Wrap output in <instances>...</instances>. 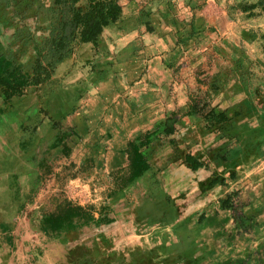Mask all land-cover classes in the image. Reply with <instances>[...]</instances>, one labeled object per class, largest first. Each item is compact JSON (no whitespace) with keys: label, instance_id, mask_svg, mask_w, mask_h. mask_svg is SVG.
Here are the masks:
<instances>
[{"label":"crops","instance_id":"1","mask_svg":"<svg viewBox=\"0 0 264 264\" xmlns=\"http://www.w3.org/2000/svg\"><path fill=\"white\" fill-rule=\"evenodd\" d=\"M200 1L190 5L203 6ZM225 3L218 10H211L210 0L206 9H183L179 15L188 25L157 21L163 10L148 6L150 31L127 21L105 30L96 50L85 46L91 53L83 70L90 74L88 82L82 83V61L74 60L72 83L58 82L60 64L50 83L30 87L6 104L0 92V264H50L52 250L58 253L53 264H126L134 255L167 264L176 255L172 229L183 222L193 226L194 215L202 212L206 219L198 242L210 253L206 264H264V13L249 18ZM5 10L0 47L11 55L20 40L14 39L13 12L7 20ZM30 59L31 45L19 60L25 71ZM185 60L175 78L187 75L197 85L191 82L186 92L174 71L166 70ZM238 64H251L244 84ZM246 96H252L254 117L245 116ZM195 100L210 104L205 113L215 106L227 115L241 112L229 126L232 133H206L205 120L189 114ZM171 114L178 119L170 137L177 150L163 137L152 142V150L142 153L150 155L154 168L118 190L117 180L128 168L125 163L111 170L113 157L126 160L129 143L143 142ZM187 154L204 166L192 170L184 163ZM217 176L223 185H211ZM72 184L87 202L65 195ZM230 194L237 213L222 203ZM57 198L92 211L96 220L109 213L113 222L50 240L37 219L54 211ZM194 199L203 204L190 212L199 206L190 205ZM119 203L123 213L137 214L131 234L114 233L121 222ZM127 218L121 222L126 230Z\"/></svg>","mask_w":264,"mask_h":264},{"label":"trees","instance_id":"2","mask_svg":"<svg viewBox=\"0 0 264 264\" xmlns=\"http://www.w3.org/2000/svg\"><path fill=\"white\" fill-rule=\"evenodd\" d=\"M47 1V8L43 12L42 17H40L48 25L45 40H43L44 38L41 39L43 40L41 42L43 44L36 37L37 31H40L42 28L34 29L28 22L32 19L37 20V16L39 15L36 12L37 8L43 5L44 0H7L5 3L6 8L12 10V18L17 22V24H14L16 31L14 39L15 41L17 39L20 40L19 47L15 51H12L11 55H8L3 47H0V92L4 97L5 104L11 101V99L20 96L30 87L50 83L55 75L56 66L65 64L67 61H72L71 63H73L74 60H77L76 56H78L79 49H85V46H91L93 50H96L99 39L108 28L126 23L134 18L147 31H150L152 28V12L147 11L151 0H148L144 6H136L130 13H126L121 5V2L124 0ZM187 1L185 0V6L190 7L189 10L198 11L200 9L197 6L192 7L190 0ZM165 5L169 6L168 9L171 7L169 2ZM230 5L229 9L231 12H241L249 18H255L264 13V0H232ZM29 45L32 46V59L30 60L34 61L30 70L25 71L24 66L19 60L22 55L26 54ZM87 61H89L88 58L82 61L81 74H83L84 68L87 67ZM250 66L251 64L247 65V67L243 64H238L237 66L239 81L242 84L246 82L245 79L249 75ZM58 82L61 85L64 84L61 80H58ZM82 83L84 84L85 82L82 81ZM211 87V90H216L217 85L214 84ZM251 99L252 96H246L243 103L246 117H254L253 107H250ZM209 105L202 100H195L192 102V108L189 114H199L205 120L206 133L214 132L222 133L223 135L225 133H232V127L229 126L234 123L236 125V119L242 113L237 112L233 116L227 115L225 111L218 110L216 106L205 113ZM177 120L175 115L171 114L165 117L160 123V127L149 136H146L143 142H137V140L130 142L128 151L126 152V160H123L122 156L113 157L110 163L111 170L122 169L125 163L128 168L126 176L117 180L118 190L128 188L154 168V162L152 163L153 160L149 157L150 155L148 153L147 155L142 153L144 148L148 151L152 150V142H158L163 137V141H166L171 149L176 148L175 140L170 137L175 131L174 125L177 123ZM159 133L160 135H158ZM174 153L176 154V151ZM184 163L194 171L204 166L203 163L198 162L197 157H191L188 154L185 157ZM158 170L160 171L161 169ZM230 179L233 180V176ZM224 182L221 177L217 176L213 178L211 185H223ZM233 195L230 194L222 203L226 208L237 213L239 208H236ZM56 202V207L53 212L46 213L41 217L39 216L37 219L41 233L50 240L90 225L98 227L100 224L108 225L113 222L109 213L103 212L101 217L96 220L92 211L86 210L66 198H57ZM169 203L170 209L173 208L171 201ZM194 219L193 226L190 224L186 225V222H183L172 229L177 240V248L176 250L174 249L176 255L168 258L167 262H169L167 264H206L209 259L208 256L210 253L205 248H201L198 242L199 232L201 231V225L206 219V213L195 214ZM128 258L130 261L126 264L155 263L152 260L144 261L142 258L136 257V255ZM220 264L244 263H235L231 260H226Z\"/></svg>","mask_w":264,"mask_h":264},{"label":"rangeland","instance_id":"3","mask_svg":"<svg viewBox=\"0 0 264 264\" xmlns=\"http://www.w3.org/2000/svg\"><path fill=\"white\" fill-rule=\"evenodd\" d=\"M6 1L7 0H0V11L2 12V10H5V8H6V6H5V3H6ZM147 1L148 0H132V1H129V0H124L123 1V4L125 5L124 7L125 8H130V9H134L136 6H144L146 3H147ZM189 1V0H188ZM187 1V2H188ZM204 1V0H203ZM47 0H44V2H43V5L41 6V7H38L37 8V14L39 13V15L37 16V20H35V19H32V20H30L28 23L31 25V27L32 28H34V29H37V28H42L40 31H37V33H36V37L38 38V41L41 43L43 40H45V36L47 35L46 34V32H47V22L46 21H44L43 19H41L40 17H42V14H43V12L45 11V9L47 8ZM167 2H169V4H170V8L168 9V7L169 6H166L165 4L167 3ZM200 2H202V0L200 1ZM232 3V0H226V5H225V7L226 8H228V6H229V4H231ZM210 4H211V6H212V8H211V10H218L219 8H221V5L223 4V0H214V1H212V0H210ZM186 2H185V0H165V1H162V0H151V3H150V6H151V8L152 9H154L155 7L157 8V10L158 11H160L161 9L163 10L162 11V14H163V17H159V18H157V21L158 20H160V18L161 19H168L167 20V22H168V25L169 24H183V25H188L189 23L186 21V20H183L184 18H181V17H183V15H179V13L181 12V11H183V9H186V10H189L186 6ZM167 8H166V7ZM231 6V5H230ZM201 9L202 8H204V9H206L207 7H208V4H207V0H205L204 1V5L203 6H199ZM147 11L148 12H150V11H152L151 9H150V7L147 9ZM165 11V12H164ZM169 11V12H168ZM174 11H177L176 13H174ZM5 13L3 14V16H6L7 17V20L9 19L8 17L10 16V14L12 13L11 12V10L10 9H6L5 11H4ZM229 19H231V20H235V19H237V17H236V15L234 16V17H232V18H230L229 17ZM134 21H136L135 20V18L134 19H132V20H130L129 22H127L128 24L129 23H131V22H134ZM4 24V22H3V18L2 17H0V24ZM12 23H14V24H17V22L16 21H12ZM10 24V23H9ZM160 24H162V23H160ZM246 24H249V23H247L246 22ZM11 25V24H10ZM9 25V26H10ZM13 25V24H12ZM172 33H168V36H170ZM167 35V34H166ZM177 36V35H176ZM42 38H44L43 40H41ZM41 44H43V43H41ZM78 56H76V59L78 60V61H83V60H85L86 58H88L89 59V57H91V53H89V50L88 49H83V48H81V49H79L78 50V54H77ZM72 62V61H71ZM70 61H67L65 64H63L61 67H60V70H58V74H59V77H62L60 80L62 81L63 79V83L64 84H67V83H69V82H71L72 83V81H71V79H72V77H73V71H74V69L72 68V63H71ZM185 62V63H184ZM181 65H179L178 67H176V68H174L175 67V65H166V67H167V71H169L170 73H172L173 71H174V73L172 74V77L173 78H175L176 77V73H179V71H181L183 68H185L186 67V60L184 61ZM178 68V69H177ZM87 71V70H86ZM85 71V72H86ZM178 71V72H177ZM67 74H69V76H67ZM193 74V73H192ZM67 76V77H66ZM82 76V80H83V82H88V80H89V77H90V74H82L81 75ZM193 76H194V74H193ZM178 77H179V75H178ZM188 76L186 75L185 77H179V80L177 81L176 80V78H175V80L177 81V84H178V86H180L181 84L184 86L183 87V91H187V90H190V87H191V82L193 83V88H197V85H196V83L194 82V81H191V82H188ZM89 84V83H88ZM194 94H196V92L194 91ZM100 183H102V182H100ZM83 186V185H82ZM65 195L67 196V197H69V198H71L72 200H74V201H83L84 202V197H85V200H86V202L88 201V198L86 197L87 195L86 194H84L83 192H82V190L80 189V187H76V186H74L73 184L72 185H70L69 187H67L66 189H65ZM80 196H82V197H80ZM197 197V196H196ZM92 199H95V198H92ZM195 200V202H191L190 203V205H193V204H195L194 206H196V205H199V206H196L197 208H194V209H189V211L191 212V211H198L197 209H198V207H200L202 204H203V202H199L197 199H194ZM119 207H117V210H119V214H118V218H119V221L121 220V222H122V220L124 219H126V217H128L127 219H129V224L126 226V228L128 229V230H126L125 228H122V223L120 222L119 223V225H117V230H114V233L116 232V231H118V232H121V231H124L125 233L127 232V234L129 233V234H131L133 231H134V225H133V220H134V218H135V215H137V214H135V212H134V209H131V211H127L126 210V213H123L122 212V208H121V203H119V205H118ZM186 210V209H185ZM200 210V209H199ZM134 212V213H133ZM126 221H128V220H126ZM125 226V225H124ZM122 228V229H121ZM90 234V233H89ZM35 244H37L36 242H35ZM51 246H52V244H51ZM51 254H55L54 256H50V258L48 259V263H50V264H53L54 262H56V259H58V253H56L54 250H52L51 251ZM56 256V257H55ZM40 260H41V258H40ZM260 259H257V261H259ZM41 264V263H40ZM56 264V263H55ZM211 264H213L212 262H211Z\"/></svg>","mask_w":264,"mask_h":264}]
</instances>
